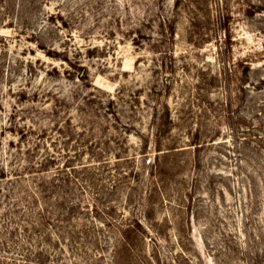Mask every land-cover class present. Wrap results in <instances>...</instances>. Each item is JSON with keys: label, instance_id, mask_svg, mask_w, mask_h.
Returning <instances> with one entry per match:
<instances>
[{"label": "rangeland", "instance_id": "obj_1", "mask_svg": "<svg viewBox=\"0 0 264 264\" xmlns=\"http://www.w3.org/2000/svg\"><path fill=\"white\" fill-rule=\"evenodd\" d=\"M0 264H264V0H0Z\"/></svg>", "mask_w": 264, "mask_h": 264}]
</instances>
